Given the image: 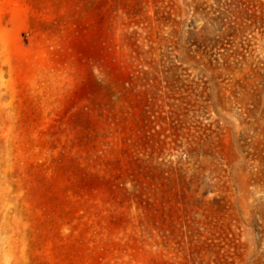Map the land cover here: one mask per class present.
<instances>
[{"label":"rangeland","instance_id":"obj_1","mask_svg":"<svg viewBox=\"0 0 264 264\" xmlns=\"http://www.w3.org/2000/svg\"><path fill=\"white\" fill-rule=\"evenodd\" d=\"M0 264H264V0H0Z\"/></svg>","mask_w":264,"mask_h":264}]
</instances>
